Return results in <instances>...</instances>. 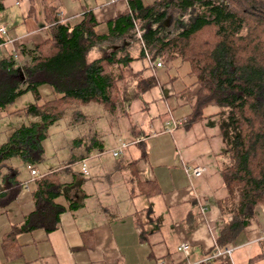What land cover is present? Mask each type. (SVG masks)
Segmentation results:
<instances>
[{"label": "trees", "instance_id": "1", "mask_svg": "<svg viewBox=\"0 0 264 264\" xmlns=\"http://www.w3.org/2000/svg\"><path fill=\"white\" fill-rule=\"evenodd\" d=\"M40 1L47 27L41 44L21 51L28 63L14 68L10 55L0 59V111L28 94L34 100L31 106L6 113L36 118L11 130L0 145V210L4 212L22 188L17 170L7 161L15 159L34 171L43 160L41 146L48 129L67 113L70 121L82 116L80 107L92 104L113 117L118 85L126 76L136 81L138 95L156 86L155 80L131 73L129 62L146 57L163 68L176 61L187 66L191 80L183 90L197 85L192 107L177 128L194 125L210 106L217 109V128L225 145L218 173L226 195L216 203L223 228L206 255L228 247L254 220L255 207L264 211V0H152L148 5L127 0L124 13L105 24L106 35L95 34L89 10L68 23L61 21L56 7ZM166 31L170 36H160ZM117 40L140 42L136 58L102 52L103 43ZM45 86L57 98L40 104L38 89ZM135 146L143 159L142 145ZM138 185L141 191L148 187L156 193L152 183ZM62 187L56 171L34 179L32 212L19 226H10L0 240L5 261L19 256L17 235L37 231L47 235L57 228L59 215L77 210L79 205L55 202ZM80 236L82 246L89 249L91 235L80 232Z\"/></svg>", "mask_w": 264, "mask_h": 264}, {"label": "crops", "instance_id": "2", "mask_svg": "<svg viewBox=\"0 0 264 264\" xmlns=\"http://www.w3.org/2000/svg\"><path fill=\"white\" fill-rule=\"evenodd\" d=\"M34 1L0 0V12L18 9L17 23L12 25L10 21L8 28L0 27L3 40L0 59L10 55L14 68L28 63L21 51L41 44L46 31L43 4L36 0L38 15ZM44 2L56 7L58 17L68 23L89 10L95 19L96 35H106L105 24L121 16L127 6L126 1L118 0L113 3L109 0ZM134 62L128 63L129 71L140 74L143 79L155 80L157 86L139 95V112L142 115L146 111L141 129L137 120V132L131 129L121 132L124 136L129 132L130 138L126 144L120 143L124 148L116 146L108 151L111 159H117L113 165L104 162L103 150L96 140L75 142L74 151L62 158L65 164L61 168L45 172L37 164L35 178L50 170L56 171L63 185L61 196L55 202L60 206L70 202L79 207L73 213L64 211L59 215L57 228L47 235L41 231L17 235L19 256L8 262L0 251V264H193L213 249L215 237L223 228L216 203L226 195L218 173L225 145L217 128V109L210 106L203 110V118L197 123L184 130L177 128L176 124L183 123L192 107L197 85L183 90L191 80L186 76L188 81L179 86L178 80L167 74V70L173 69L170 63L166 68H155L146 57L140 61V67ZM6 112L9 111H0L3 117ZM80 117L77 118L85 127L78 124L73 127L88 130L80 133L92 131L97 135L95 131L101 129L98 124L102 125V117L85 114ZM70 118L67 116V120ZM87 121L92 124L86 125ZM68 124L73 130L72 123ZM135 143L142 145L143 159L139 158L140 150ZM118 149L116 157H112ZM70 160L74 161L69 164ZM80 163L85 167L84 174ZM14 168L18 172L16 181L22 188L17 199L4 212L0 210V240L10 226H19L33 209L30 192L35 178L29 177V170L24 166L17 164ZM190 168L203 170L199 178L184 174ZM145 182L152 183L156 193L151 194L148 187L141 191L138 184ZM253 212L254 220L226 247L232 250L230 256H222L211 264H264L261 246L264 245V211L259 206ZM80 232L91 235L89 249L82 246ZM180 244L189 247L186 256L175 251Z\"/></svg>", "mask_w": 264, "mask_h": 264}, {"label": "rangeland", "instance_id": "3", "mask_svg": "<svg viewBox=\"0 0 264 264\" xmlns=\"http://www.w3.org/2000/svg\"><path fill=\"white\" fill-rule=\"evenodd\" d=\"M80 3L82 0H78ZM152 0H143L145 5H148L151 3ZM35 2L36 7V13L39 12V3ZM87 6V5H86ZM17 8L14 7L10 11H1L0 12V27L4 26L8 28V25H15L17 23L19 17L17 16ZM38 14V13H37ZM11 15L14 17H11ZM40 15V14H38ZM13 18V20H12ZM41 20V17H39ZM160 36H170L169 31H166V33H162ZM120 48V50H116L117 48ZM141 47L140 42H134L130 40L125 41H113L111 44L109 43H103L101 46L102 52L109 53L112 51H115L116 57H134L138 55V50ZM4 51L8 50V48H4ZM99 54H95L93 57H98ZM144 58L140 59V61H143ZM140 61H135L134 63H137L140 67ZM169 65L173 66V69L167 70V74L170 78L175 77V79L178 80L179 86L180 84L186 83L188 81V78L186 77V73L188 71V68L184 64H179L176 61L171 62ZM166 68V67H165ZM165 68L163 71H165ZM162 73V71H160ZM159 74V73H158ZM156 74V76H158ZM163 74V73H162ZM161 82V81H160ZM118 97L117 101L115 102V112L113 117H106L107 113L99 109L98 107H94L92 104H88L86 107H80L78 110L79 113L85 114V115H95V116H101L103 121L102 125L98 124L100 126V130L96 129L97 135H93L92 131H90L91 134H83L80 133L85 132L86 129H82L85 127V124L82 123L81 119L76 118L74 121L67 120V116H71V114L67 113L64 118H62L59 122L53 123V125L48 129V132L46 133V140L42 142V152H43V160L40 161L39 166L40 170L45 171L48 169H58L64 166L65 161L62 163V158L67 157L68 154H70L71 151H74L73 146L75 145V142H88V141H94L99 142L101 149L103 150V160L106 163H111L112 165L117 162L116 160L111 159L110 154L108 151L112 148H115L116 146H121L123 143L126 144V142L129 141L130 135L129 132L126 136L122 135L125 130L131 129V131H136L138 129V123L139 121V129H141L142 124L145 119L146 111L142 113L139 112L140 107V96L137 94V84L134 78H129L126 76V79L124 82L118 85ZM177 86V85H176ZM153 89H157V86ZM39 97L41 98L40 104L46 102L47 100L55 99L57 98L55 95H53L48 87H42L38 89ZM34 103L33 98H31L28 94H23L20 97H18V101H16L11 106L7 107V111H17L23 107L31 106ZM105 118V119H104ZM36 122V118H30L27 119L23 116L14 117L13 115L5 114L1 115L0 113V145L5 143V139L8 133L11 132V130L16 129L19 127L20 124L27 125L29 123ZM68 123H72L70 125L71 128H74L73 130L70 129L68 126ZM74 124H78L79 127L82 126L81 129L79 127H73ZM89 121H87L86 125H90ZM109 124V125H108ZM108 126V127H107ZM108 130V131H107ZM80 131V132H78ZM88 131V130H87ZM86 131V132H87ZM93 135V136H92ZM121 136V138L119 137ZM65 143V145H64ZM58 145V146H57ZM122 145V146H123ZM64 146V147H63ZM124 148V146H123ZM75 155V153H73ZM72 155V156H74ZM69 156V155H68ZM11 166L16 167L18 162L13 159L11 161H8ZM62 163V164H61ZM71 171H75V169L71 168ZM107 219H111L109 215H107Z\"/></svg>", "mask_w": 264, "mask_h": 264}, {"label": "built area", "instance_id": "4", "mask_svg": "<svg viewBox=\"0 0 264 264\" xmlns=\"http://www.w3.org/2000/svg\"><path fill=\"white\" fill-rule=\"evenodd\" d=\"M115 1L116 0H109L110 3H113ZM118 1L123 3V2H125L127 0H118ZM0 33H2V32L0 31ZM153 66L155 68H161L162 67L159 62L153 63ZM121 147H122V145L119 148H121ZM119 150L120 149H118L114 154H112V157H116V155L118 154ZM80 164H81L80 171H81L82 174H84L86 172L85 171V167L83 166L82 163H80ZM26 168L29 170L28 167H26ZM202 171L203 170L201 168H190V169H185L183 172H184V174H187L188 176H191L193 178H199V176L202 174ZM28 175H29V177L31 179L35 178L36 172L29 170V174ZM188 250H189V247L180 244V245H178L176 247L175 251L177 253H180L182 256H186L188 254ZM231 251H232L231 248H224V249L222 248V249L216 250L215 253H213L211 255L208 254L200 262L193 263V264H211V263H216V260L218 258L222 257V256L223 257H229Z\"/></svg>", "mask_w": 264, "mask_h": 264}]
</instances>
